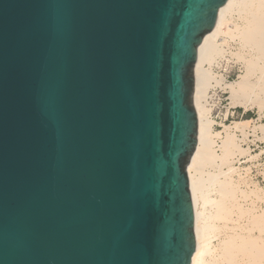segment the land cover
<instances>
[{
    "label": "water",
    "instance_id": "water-1",
    "mask_svg": "<svg viewBox=\"0 0 264 264\" xmlns=\"http://www.w3.org/2000/svg\"><path fill=\"white\" fill-rule=\"evenodd\" d=\"M228 0H0V264H191L197 50Z\"/></svg>",
    "mask_w": 264,
    "mask_h": 264
},
{
    "label": "bare ground",
    "instance_id": "bare-ground-1",
    "mask_svg": "<svg viewBox=\"0 0 264 264\" xmlns=\"http://www.w3.org/2000/svg\"><path fill=\"white\" fill-rule=\"evenodd\" d=\"M230 42L239 45L237 53L231 51ZM229 53L243 62L245 74L228 84L214 68ZM194 77L197 147L187 168L195 210L196 251L191 264H264V192L258 184L252 188L245 182L243 190L241 181L222 171L233 158L249 153L233 131L243 134L241 142L248 140L249 133L246 126L236 123L225 128L226 136L217 145L214 137L220 134L214 133L209 106L211 89L221 87L231 94L233 108H258L264 117V0H228L221 7L214 30L197 50ZM253 132L264 142V125L254 127ZM213 193L216 199L211 198ZM222 233L220 248H213V239Z\"/></svg>",
    "mask_w": 264,
    "mask_h": 264
},
{
    "label": "rangeland",
    "instance_id": "rangeland-1",
    "mask_svg": "<svg viewBox=\"0 0 264 264\" xmlns=\"http://www.w3.org/2000/svg\"><path fill=\"white\" fill-rule=\"evenodd\" d=\"M230 44L232 46L231 51L237 53L239 51V45L234 42H230ZM214 69L217 74L225 78L228 84L239 81L241 76L245 74L243 62L238 61V59L231 56L230 53L227 55V58ZM209 95V106L212 108L211 119L214 123V133L220 134V138L214 137L217 145H221L222 139L226 136L225 128L234 127L236 123L246 126L247 132L249 133V138L246 140L247 142H241L244 139L243 134L237 130L233 131L236 133L237 142L240 141L238 144L242 145L244 149H249V153L244 156L233 158L230 163L231 165L223 167L222 171L230 174L234 181H241L243 183L241 186L243 190H246L245 182L252 188L253 184H258L260 190L264 192V142L258 140L253 132L254 127L264 125V117L261 115L258 108H253V110L249 111H245L241 106L233 108L231 104V94L228 90L221 87L211 89ZM258 132L257 135L260 136L261 133L260 131ZM216 149L220 154V148L216 147ZM230 169H232V172L229 171ZM222 178L224 179V176ZM216 197L217 195L215 193L211 195L212 199H216ZM198 207L200 211H202V203ZM220 226L222 225L220 224ZM224 237L225 235L222 233L214 238L212 247L220 248Z\"/></svg>",
    "mask_w": 264,
    "mask_h": 264
}]
</instances>
